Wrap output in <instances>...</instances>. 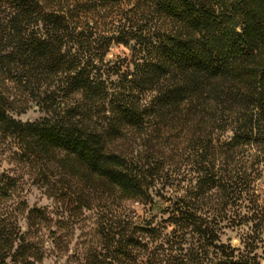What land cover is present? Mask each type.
I'll return each instance as SVG.
<instances>
[{"label":"trees","instance_id":"trees-1","mask_svg":"<svg viewBox=\"0 0 264 264\" xmlns=\"http://www.w3.org/2000/svg\"><path fill=\"white\" fill-rule=\"evenodd\" d=\"M0 136L49 192L59 171L152 208L186 156L161 220L116 218L86 264H264V0H0ZM17 189L0 176V264H44L59 226Z\"/></svg>","mask_w":264,"mask_h":264},{"label":"rangeland","instance_id":"rangeland-1","mask_svg":"<svg viewBox=\"0 0 264 264\" xmlns=\"http://www.w3.org/2000/svg\"><path fill=\"white\" fill-rule=\"evenodd\" d=\"M130 55V49L115 46L110 59ZM12 115L23 122H35L44 117V113L35 106L25 113L19 114L15 111ZM16 151L13 142L6 141L0 136V176L6 174L15 178L18 182L16 195L22 197L29 208L46 209L54 220L52 231H57V226L60 229L57 232L58 236H61L60 249L56 247L55 237L50 231L43 233L46 242L44 264H86L89 249L102 245V240L97 235L98 229L111 224L116 218L121 219L131 215L142 222L157 217L156 222H159L164 215L165 203L158 197V193L166 197H174L180 191L178 181L174 179L175 177L181 179L188 165L186 156L171 157L166 166L171 168L174 178L165 185L166 189L163 188V182L153 188L155 202L157 201L158 204L152 208L150 205L136 201L121 200L107 187H100L98 191H88L78 179L68 177L59 171L52 175L50 187L55 193V196H52L53 192H49L48 186L44 184L43 174L19 162L14 156ZM5 204L11 205V201ZM20 226L24 232L27 231L24 217L20 220ZM225 233L222 237L224 243L230 242L235 247L240 245V234L236 230H227Z\"/></svg>","mask_w":264,"mask_h":264}]
</instances>
